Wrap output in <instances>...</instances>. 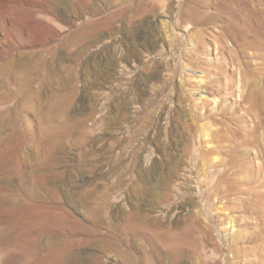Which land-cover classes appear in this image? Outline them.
<instances>
[{
  "label": "rangeland",
  "instance_id": "rangeland-1",
  "mask_svg": "<svg viewBox=\"0 0 264 264\" xmlns=\"http://www.w3.org/2000/svg\"><path fill=\"white\" fill-rule=\"evenodd\" d=\"M79 1L0 0V264H197L156 233L182 237L203 156L231 186L193 247L263 264L264 0L249 39L215 0Z\"/></svg>",
  "mask_w": 264,
  "mask_h": 264
},
{
  "label": "bare ground",
  "instance_id": "bare-ground-1",
  "mask_svg": "<svg viewBox=\"0 0 264 264\" xmlns=\"http://www.w3.org/2000/svg\"><path fill=\"white\" fill-rule=\"evenodd\" d=\"M76 2H80L79 0H75ZM212 1L213 0H206V1H199V3H204L206 5H211L212 4ZM257 1V0H256ZM75 2V4H76ZM77 2V4H79ZM82 2V1H81ZM80 2V3H81ZM254 1L252 2H249V0H215V2L212 4L213 8L215 10H219V9H225L224 11H227L226 13L228 14V21H229V27L232 28L234 31H236V28L233 26V25H236V26H240L242 27V29H238V33L239 34H242L245 36L246 39H249L248 36H247V33L249 32V29H251L252 27V24L253 23H256L255 22V19L260 15V12L259 10L256 8V6L254 8H251V3H253ZM85 3V1H84ZM87 4V2H86ZM84 5V4H83ZM159 20V19H158ZM157 19H154L153 21L150 22L149 24V30H151L152 28L155 29L156 28V24H157ZM242 23V24H240ZM232 26V27H231ZM162 27V26H161ZM167 27V26H166ZM152 29V30H153ZM151 30V31H152ZM188 30V27L185 26V29L184 31H187ZM155 31V30H154ZM255 32V31H254ZM250 34H252L250 32ZM152 35V34H150ZM150 35H148V38H150ZM156 42V41H155ZM190 43L192 44L193 43V40L191 41L190 40ZM195 43V42H194ZM156 44L153 45V48L155 49ZM192 47L195 49V44H192ZM167 52L168 53H171V45L168 46L167 48ZM193 50V49H192ZM169 59V58H168ZM13 63V62H12ZM21 63V62H19ZM20 65V64H19ZM18 66V64H17ZM19 67V66H18ZM8 73H13V72H16L18 73L17 71L19 70H16L15 67H14V64H8L6 67H3ZM16 70V71H15ZM204 77H198V87L200 86V84L202 83H205L206 84V80L203 79ZM242 78V77H241ZM243 82V81H242ZM208 84V83H207ZM202 87V86H201ZM242 87V86H241ZM206 88V86H205ZM244 88V87H243ZM245 89V88H244ZM244 91V90H242ZM241 91V92H242ZM240 92V93H241ZM252 93V92H250ZM244 93H242L243 95ZM241 95V96H242ZM251 95V94H250ZM250 95H249V100H250ZM247 97V96H246ZM241 98V97H240ZM257 98V97H256ZM246 100V98H245ZM218 102V101H217ZM213 103L216 104V100L215 98H213ZM212 103V104H213ZM213 104V105H215ZM219 104V103H218ZM216 106V105H215ZM218 106V105H217ZM216 106V107H217ZM213 110V109H212ZM206 130H203V138H206L208 137V132H205ZM211 134V133H210ZM210 140V139H209ZM210 142V141H209ZM209 142H206L205 145H209ZM211 150V149H210ZM170 151V150H169ZM209 151V150H208ZM206 155H208L207 153H205ZM204 154V155H205ZM197 155V154H196ZM195 155V156H196ZM202 155V154H201ZM202 157V156H201ZM213 157V156H212ZM198 158V157H197ZM200 158V156H199ZM198 158V159H199ZM201 166L199 164V166L201 167V170H202V176L201 175H197L198 177L195 179L193 178V183H194V189H192L193 191L191 192L192 196L194 198H192L190 201V204L191 206H193L194 208H197V210H195L193 212L192 215L189 216L188 220H187V223L185 224L184 226V230L180 231L179 232V235L178 236H182L181 238H177V236H174L171 232H167V231H159L157 232V236H160V237H163L164 239V249H162L164 251V253H169L170 256L172 257V259L169 258V260H174V261H177L179 260L181 257H184L186 255H183L181 250L182 248H186L184 250H187V248H191V255L193 257H195L197 259V264H212L211 262V258L213 256H215V259L218 257V255L214 254L213 251L207 255V253H201L196 249V247L194 248L193 247V243H194V235L197 231V225H196V220H199L197 219L198 215L204 217L203 219V223H200V224H204L203 227L204 229H208L207 227V223L209 220H210V216H211V213L212 211H215L217 215L219 216H223L221 214L223 213H226L228 210H227V206H226V203L228 201H225L224 202V199L226 200V197L229 195V192H230V186L231 184H229L225 179L221 180V178H223L222 174L221 175H214L212 174V172H217V169L220 168L223 165V163H220V162H216L217 159L216 158H209V163L208 161L205 162L207 159L205 156H203L201 159ZM200 162V161H199ZM206 163H208V166L206 167ZM197 169V168H196ZM218 169V171L220 170ZM152 170V169H151ZM184 170V168H183ZM224 171V170H223ZM196 172V171H195ZM199 172V170L197 171V173ZM260 172V171H259ZM261 173V172H260ZM224 174V173H223ZM226 175V174H225ZM192 176V175H190ZM195 177V175H194ZM202 177V179H201ZM188 176H185V174H182L181 178H179L181 181H182V184H186L185 182L187 181ZM192 178V177H191ZM255 183H257V186L256 187H260L261 184L255 180L254 181ZM264 182V181H263ZM154 183V182H153ZM166 183V181H165ZM192 183V184H193ZM190 184V183H189ZM204 186V188H202V185ZM167 185V183H166ZM192 185H190L191 187ZM160 193V192H159ZM188 194V193H187ZM259 193L256 192V194L254 195V198L255 199H259ZM185 198V197H184ZM210 199H212V203L210 205V203H208L210 201ZM189 200H187V202H189ZM184 203V201H183ZM185 204V203H184ZM189 205V203H188ZM219 205V206H218ZM186 207V204L184 205ZM212 207L211 208H209ZM226 206V207H225ZM255 208V207H254ZM180 210H183V211H186L184 207H182V205L179 207ZM178 209V210H179ZM212 211H211V210ZM229 209V208H228ZM256 209V208H255ZM193 210V209H192ZM181 211V212H183ZM210 214V215H209ZM213 214V213H212ZM232 218H228L227 215L226 217H223V227L225 226V229L227 227H233L232 224H233V221L231 220ZM210 222V221H209ZM227 222V223H226ZM198 224V223H197ZM230 224V226H228ZM202 228V227H201ZM200 228V229H201ZM203 229V228H202ZM210 229V228H209ZM208 229V231H209ZM204 231V230H203ZM200 232V233H203ZM207 231V232H208ZM210 232V231H209ZM227 232V231H225ZM224 232V233H225ZM204 234V233H203ZM202 234V235H203ZM206 234V233H205ZM145 235V233H144ZM134 236L135 237H139L138 233H134ZM153 235H151L152 237ZM256 236H263V233L262 231H260ZM154 237V236H153ZM156 237V236H155ZM154 237V238H155ZM156 239V238H155ZM155 239H152L151 240H146L150 245H151V242H152V246L153 244H155ZM216 244V243H215ZM162 245V247H163ZM154 247V246H153ZM205 247V246H204ZM156 248V245L155 247ZM157 250V249H156ZM153 251V250H152ZM188 251V250H187ZM207 251V250H206ZM210 251V250H209ZM184 253V252H183ZM186 253V252H185ZM190 256V254H189ZM212 256V257H211ZM189 258V257H188ZM183 259V258H182ZM214 258H212L213 260ZM193 260V259H192ZM170 262V261H169ZM178 262V261H177ZM182 262V261H181ZM176 264V263H175ZM264 264V263H263Z\"/></svg>",
  "mask_w": 264,
  "mask_h": 264
}]
</instances>
